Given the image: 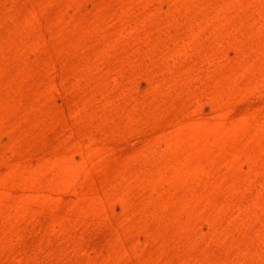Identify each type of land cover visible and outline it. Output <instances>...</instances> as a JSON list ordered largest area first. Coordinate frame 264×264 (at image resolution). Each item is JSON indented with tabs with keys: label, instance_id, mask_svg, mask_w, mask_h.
Instances as JSON below:
<instances>
[{
	"label": "rangeland",
	"instance_id": "rangeland-1",
	"mask_svg": "<svg viewBox=\"0 0 264 264\" xmlns=\"http://www.w3.org/2000/svg\"><path fill=\"white\" fill-rule=\"evenodd\" d=\"M0 264H264V0H0Z\"/></svg>",
	"mask_w": 264,
	"mask_h": 264
},
{
	"label": "bare ground",
	"instance_id": "bare-ground-1",
	"mask_svg": "<svg viewBox=\"0 0 264 264\" xmlns=\"http://www.w3.org/2000/svg\"><path fill=\"white\" fill-rule=\"evenodd\" d=\"M201 123V121L200 120H198L197 121V127H194L193 128V131L195 132V133H204V129H205V125L204 124H200ZM222 123H224L225 124V122L224 121H220V120H216L213 124H211L210 126H217V128H223L222 127ZM224 129H228V127H229V125H224ZM181 139V138H180ZM76 185V184H75ZM76 192H78L79 193V195H81V193L82 194H84L85 193V191H83L82 189H79L77 186H76ZM84 197V196H83ZM86 198V197H85Z\"/></svg>",
	"mask_w": 264,
	"mask_h": 264
}]
</instances>
